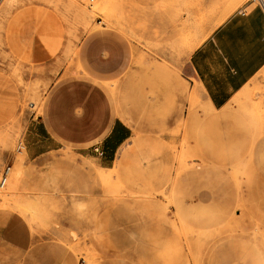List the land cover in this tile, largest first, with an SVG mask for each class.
Returning a JSON list of instances; mask_svg holds the SVG:
<instances>
[{
  "label": "rangeland",
  "instance_id": "rangeland-1",
  "mask_svg": "<svg viewBox=\"0 0 264 264\" xmlns=\"http://www.w3.org/2000/svg\"><path fill=\"white\" fill-rule=\"evenodd\" d=\"M258 6L0 0V264H264V67L216 111L187 67L216 26ZM100 35L124 48L111 76L84 64ZM73 83L97 89H80L83 102L130 138L109 160L70 144L32 159L43 140L31 124Z\"/></svg>",
  "mask_w": 264,
  "mask_h": 264
},
{
  "label": "crops",
  "instance_id": "crops-1",
  "mask_svg": "<svg viewBox=\"0 0 264 264\" xmlns=\"http://www.w3.org/2000/svg\"><path fill=\"white\" fill-rule=\"evenodd\" d=\"M124 55L121 43L106 35L91 38L83 50L87 71L102 77L119 72ZM187 67L209 108L213 111L225 108L264 67V8L240 9L227 17L190 52ZM101 83L92 85L102 87ZM82 88L98 92L85 83L59 87L43 115L31 124V133H41L43 140L39 147H28L32 159L53 151L56 144H70L99 149L101 159L109 160L130 138L125 125L119 121L109 123L94 112L87 98L83 102L79 92ZM6 217L0 211V233L5 232L1 219ZM26 245L18 248L30 249ZM33 254L31 251L25 258Z\"/></svg>",
  "mask_w": 264,
  "mask_h": 264
},
{
  "label": "bare ground",
  "instance_id": "bare-ground-1",
  "mask_svg": "<svg viewBox=\"0 0 264 264\" xmlns=\"http://www.w3.org/2000/svg\"><path fill=\"white\" fill-rule=\"evenodd\" d=\"M226 3V1L224 2L223 1V3H219L218 5H217V7H216V9L214 10V12H213V15H214V13L216 14V13H222L223 12V15H224V13L227 11V10H229L230 9V7H231V5H226L225 4ZM230 6V7H229ZM211 15H212V13H211V11H208V14L205 12H201V14L199 15V19H203V20H205L206 18L208 19V18H211ZM221 15V14H220ZM216 16H218V17H221V16H219V15H216ZM216 16H215V18H216ZM217 17V18H218Z\"/></svg>",
  "mask_w": 264,
  "mask_h": 264
},
{
  "label": "built area",
  "instance_id": "built-area-1",
  "mask_svg": "<svg viewBox=\"0 0 264 264\" xmlns=\"http://www.w3.org/2000/svg\"><path fill=\"white\" fill-rule=\"evenodd\" d=\"M9 168H6L1 176V181H0V188H2L7 180V175H8Z\"/></svg>",
  "mask_w": 264,
  "mask_h": 264
}]
</instances>
